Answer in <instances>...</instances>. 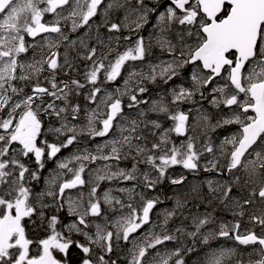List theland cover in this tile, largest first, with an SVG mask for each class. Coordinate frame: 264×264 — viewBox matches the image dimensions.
<instances>
[{"label": "snow or ice", "instance_id": "obj_1", "mask_svg": "<svg viewBox=\"0 0 264 264\" xmlns=\"http://www.w3.org/2000/svg\"><path fill=\"white\" fill-rule=\"evenodd\" d=\"M234 260L264 264V0H0V264Z\"/></svg>", "mask_w": 264, "mask_h": 264}, {"label": "rangeland", "instance_id": "obj_2", "mask_svg": "<svg viewBox=\"0 0 264 264\" xmlns=\"http://www.w3.org/2000/svg\"><path fill=\"white\" fill-rule=\"evenodd\" d=\"M149 31H151V26L149 25L148 26V28L144 31V35L145 36H147V34H148V32ZM78 34H82V30H81V32L80 33H78ZM75 35L76 34H73V38H75ZM61 51H62V49H61ZM154 52H156V53H159V49H154ZM138 63V62H137ZM119 83H122V80L121 81H119ZM177 84H179V83H181V82H176ZM171 85H167V86H165L166 88L167 87H170ZM116 86H113V85H110V88H115ZM64 155H67L68 154V150H66L64 153H63ZM54 165H50V167H53ZM121 166H125L124 164H122ZM172 172H173V174H179L181 171H183L180 167H176V168H174V169H172L171 170ZM47 175V174H46ZM188 175V180L189 181H192L193 179H203L205 176H208L209 178H211V174H207V173H201V175H200V177H189V173L187 174ZM205 191H207V189L205 188L204 189ZM72 192H73V195H75V193H76V190H72ZM171 194H173V188H168V192H167V195H171ZM172 207V204H167V205H164V206H161L157 211H159L160 209H162V208H171ZM201 211H203V209H201ZM219 215L221 216V217H224V215H226L229 219H230V214H227V213H225L224 214V212H221V213H219ZM156 217H155V215H154V218L153 219H155ZM247 223H248V220H247ZM169 247H171V244L169 243ZM163 250V249H162ZM189 264H191V261H189Z\"/></svg>", "mask_w": 264, "mask_h": 264}, {"label": "flooded vegetation", "instance_id": "obj_3", "mask_svg": "<svg viewBox=\"0 0 264 264\" xmlns=\"http://www.w3.org/2000/svg\"><path fill=\"white\" fill-rule=\"evenodd\" d=\"M119 81H121V80L118 79L117 83H116V84H113V86H117V84L119 83ZM109 87H110V86H109ZM157 91H158V90H157ZM229 128H230V129H233L234 126H229ZM222 133H223V134H226V133L224 132V130H218L216 135H221ZM46 174H47V170L44 171V175H46ZM189 177H193V176L189 173ZM166 184H167V183H166ZM167 185H168V184H167ZM43 186H44V185H43V179H41L40 184H39L37 190H39V188H42ZM168 187L173 188V186H171V185H168ZM159 189H160V188H159ZM159 189H158V190H159ZM153 194H154V193H153ZM171 195H172V194H171ZM167 204H172V202H171V201H165V203L158 205L155 211H157L161 206H164V205H167ZM153 218H154V214H153ZM223 219H225L226 221H227V220H232V216H230V219H229L226 215H224ZM243 224H244V226H247V224H248V223H247V216H245V217L243 218ZM30 228H31V227H29V234H30L33 238H36V237H38V236H42V235H43V232H39L38 235H33V234H32V229H30ZM258 230H259V229H257V231H258ZM76 238H78V239H83V237H76ZM222 245L225 246V247H234V246H235V243H234V241H224V242H222ZM216 246H219V245H217L216 242H213V247H216ZM239 247L242 249V248H244L245 246H239ZM245 258H246V257H245ZM236 259H239V257H237ZM233 264H235V260L233 261Z\"/></svg>", "mask_w": 264, "mask_h": 264}, {"label": "trees", "instance_id": "obj_4", "mask_svg": "<svg viewBox=\"0 0 264 264\" xmlns=\"http://www.w3.org/2000/svg\"><path fill=\"white\" fill-rule=\"evenodd\" d=\"M176 82H181V80L177 79ZM165 86H167V85H163V87H165ZM149 87H150V89H151L152 92H155V91L158 90L157 87L154 86V85H150ZM165 88H166V87H165ZM127 166H130V165H127ZM168 188H169L168 185L165 183L164 185H162V186L160 187V189H159L158 191H161V192L167 194V192H168ZM224 214H225V212H224ZM227 214H228V213H227ZM30 229H31V228H30ZM32 234H33V235H38L39 232H36V231L32 230Z\"/></svg>", "mask_w": 264, "mask_h": 264}]
</instances>
